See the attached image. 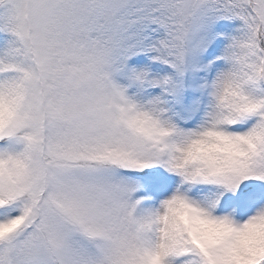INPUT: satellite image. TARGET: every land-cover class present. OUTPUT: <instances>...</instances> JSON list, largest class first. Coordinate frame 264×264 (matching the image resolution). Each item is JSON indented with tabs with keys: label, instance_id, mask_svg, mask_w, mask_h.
<instances>
[{
	"label": "snow or ice",
	"instance_id": "obj_1",
	"mask_svg": "<svg viewBox=\"0 0 264 264\" xmlns=\"http://www.w3.org/2000/svg\"><path fill=\"white\" fill-rule=\"evenodd\" d=\"M0 34V264H264V208L133 197L158 164L264 180V0H0Z\"/></svg>",
	"mask_w": 264,
	"mask_h": 264
},
{
	"label": "trees",
	"instance_id": "obj_2",
	"mask_svg": "<svg viewBox=\"0 0 264 264\" xmlns=\"http://www.w3.org/2000/svg\"><path fill=\"white\" fill-rule=\"evenodd\" d=\"M2 40L3 34H0V42ZM258 118L256 115H250L245 118L241 125H228L227 127L231 131H245L251 128ZM177 123L182 128H189V124L184 123L182 118H178ZM161 169L163 174L158 173ZM137 183L139 187L133 197H143L140 203V210L158 207L163 201L166 192L171 191L174 193L177 190L198 201L211 200L218 197L213 214L216 216L228 215L238 222L247 221L257 210L264 208V185L259 190H256V187L253 188L254 185H250L245 188V194L242 197L234 196L229 200L225 199V196L229 194V190L222 185L185 181L181 175L171 172L165 166L159 164L140 173L137 177ZM252 188L253 190H251Z\"/></svg>",
	"mask_w": 264,
	"mask_h": 264
},
{
	"label": "rangeland",
	"instance_id": "obj_3",
	"mask_svg": "<svg viewBox=\"0 0 264 264\" xmlns=\"http://www.w3.org/2000/svg\"><path fill=\"white\" fill-rule=\"evenodd\" d=\"M192 117H193V115H184L182 119L188 120L189 122H192L193 121L191 119ZM179 119H181V118H179ZM244 121H245V119H243L241 121H238L236 124H233L231 126L241 125V123L244 122ZM143 171H145V169ZM158 173L161 174V171H158ZM197 183H206V182H197ZM250 185H254L253 188L256 187V190H259L264 185V180H260V179H257L255 177H249L248 179L242 180L240 182L239 186L234 191L228 189L229 190V194L227 196H225V199H229L230 200V198H232L234 196H238L239 198L242 197L245 194V191H244L245 188H248ZM253 188L251 190H253ZM171 194H172L171 191L170 192H166L164 194V199L166 197L170 196Z\"/></svg>",
	"mask_w": 264,
	"mask_h": 264
},
{
	"label": "clouds",
	"instance_id": "obj_4",
	"mask_svg": "<svg viewBox=\"0 0 264 264\" xmlns=\"http://www.w3.org/2000/svg\"><path fill=\"white\" fill-rule=\"evenodd\" d=\"M176 145H178V146H181V147H183L184 145H182V143L180 142V141H175L174 142ZM200 147V145H194L193 147H192V152L193 153H195L196 152V149L197 148H199ZM175 155L177 156V157H182L183 155H184V153L183 152H181V151H179L178 149L176 150V152H175ZM168 169V168H167ZM169 170V169H168ZM170 171V170H169ZM171 172H174V171H171ZM175 173H177V174H179L178 172H175ZM180 175V174H179ZM183 177V176H182ZM168 197H166L165 199H167ZM164 199V200H165ZM157 208H161V204L157 207ZM258 211V210H257ZM161 213H163V209L161 208ZM257 213V212H256ZM256 213H254L252 216H255L256 215ZM228 216V215H227ZM231 219H232V221L234 222V224L237 226V227H240V226H243L247 221H245V222H238V221H235L232 217H231ZM255 228H256V230L258 231V232H260V233H262V234H264V219H261V220H257L256 221V223H255ZM247 233H241V235H240V238H241V240H243V239H246L247 238ZM149 260H150V262H151V264H157V262H158V257H157V255L156 254H149Z\"/></svg>",
	"mask_w": 264,
	"mask_h": 264
}]
</instances>
